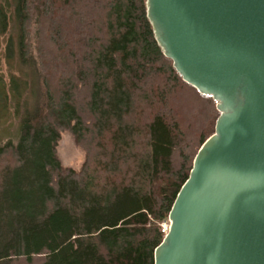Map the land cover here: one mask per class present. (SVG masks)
<instances>
[{
  "label": "trees",
  "instance_id": "trees-1",
  "mask_svg": "<svg viewBox=\"0 0 264 264\" xmlns=\"http://www.w3.org/2000/svg\"><path fill=\"white\" fill-rule=\"evenodd\" d=\"M0 36L18 73L0 75L18 121L0 144V264H154L218 102L166 56L147 0H0ZM65 129L79 170L58 157Z\"/></svg>",
  "mask_w": 264,
  "mask_h": 264
},
{
  "label": "water",
  "instance_id": "water-1",
  "mask_svg": "<svg viewBox=\"0 0 264 264\" xmlns=\"http://www.w3.org/2000/svg\"><path fill=\"white\" fill-rule=\"evenodd\" d=\"M166 56L217 102L154 264H264V0H147Z\"/></svg>",
  "mask_w": 264,
  "mask_h": 264
},
{
  "label": "rangeland",
  "instance_id": "rangeland-1",
  "mask_svg": "<svg viewBox=\"0 0 264 264\" xmlns=\"http://www.w3.org/2000/svg\"><path fill=\"white\" fill-rule=\"evenodd\" d=\"M3 36H0V75H2V79L7 83L10 80L11 73H17V67L12 68L9 66V62H7V58L5 56L6 44L2 40ZM15 88L19 89V92H23V85H19L18 83H14ZM1 97H0V144L6 143L9 139H13L16 141V133L18 131V121L13 116L12 111L14 107L11 106L10 115L7 118H3V110L1 108ZM9 114V113H8ZM3 119V121H2ZM57 154L60 158L62 164L65 167H72L74 169L79 170L85 161L86 151L83 149L81 145L76 142L74 135L70 130H63L61 132V138L57 145ZM160 227L165 232H168L170 226L169 217L162 219L160 222Z\"/></svg>",
  "mask_w": 264,
  "mask_h": 264
}]
</instances>
